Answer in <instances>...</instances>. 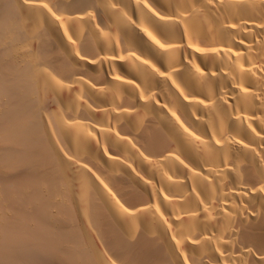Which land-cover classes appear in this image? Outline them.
I'll use <instances>...</instances> for the list:
<instances>
[{"label": "bare ground", "instance_id": "6f19581e", "mask_svg": "<svg viewBox=\"0 0 264 264\" xmlns=\"http://www.w3.org/2000/svg\"><path fill=\"white\" fill-rule=\"evenodd\" d=\"M0 51L6 264H264V0H0Z\"/></svg>", "mask_w": 264, "mask_h": 264}, {"label": "rangeland", "instance_id": "374dc122", "mask_svg": "<svg viewBox=\"0 0 264 264\" xmlns=\"http://www.w3.org/2000/svg\"><path fill=\"white\" fill-rule=\"evenodd\" d=\"M0 56H1V51H0ZM2 57V56H1ZM0 60H1V58H0ZM1 108H2V110H1V112L4 114V117H2L1 115V118L0 119H2V120H0V126H2L3 125V123L4 122H8V120L10 119V118H12L10 115H11V113H12V116L14 115V112L11 110V105H7L6 107H4V106H1ZM10 116V117H9ZM9 117V118H8ZM20 171H21V173H17L18 172V170H17V172H13V173H11V174H9V175H7V176H2V175H0V180H1V182H2V184H3V190L5 191L6 189H7V187H8V185L9 184H12L13 185V188H14V190H15V188H18L19 186H21V184H22V180L24 179H22V177H26L24 174H23V170L22 169H19ZM19 171V172H20ZM24 173H25V171H24ZM26 174V173H25ZM23 199H27V197L26 196H24V198ZM15 207V208H14ZM18 211V212H17ZM13 212H14V214L15 215H17V214H19V212L20 213H22V212H25V210L24 209H22L21 207H16V206H13ZM17 212V213H16ZM0 253H2L1 252V250H0ZM34 255H36V254H34ZM0 256H2V254H0ZM12 257H15L14 259H16V260H18V256L16 255V253L15 254H12ZM38 257V255H36V258ZM39 258V257H38ZM36 259L37 260V264H39V262H40V258L39 259ZM2 259V260H1ZM35 260V261H36ZM52 261V260H51ZM6 262V260H5V258H3V256H2V258L0 257V264H6L5 263ZM34 263H36V262H34ZM26 264V263H25ZM41 264H44L42 261H41ZM45 264H47V263H45ZM51 264H58L57 263V261H55V263L54 262H52Z\"/></svg>", "mask_w": 264, "mask_h": 264}]
</instances>
